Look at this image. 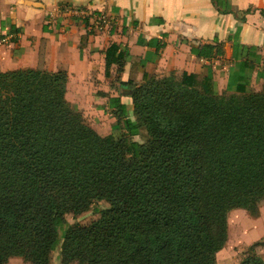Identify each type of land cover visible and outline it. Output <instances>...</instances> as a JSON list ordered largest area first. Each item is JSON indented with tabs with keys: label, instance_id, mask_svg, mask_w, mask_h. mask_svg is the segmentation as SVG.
<instances>
[{
	"label": "trees",
	"instance_id": "1",
	"mask_svg": "<svg viewBox=\"0 0 264 264\" xmlns=\"http://www.w3.org/2000/svg\"><path fill=\"white\" fill-rule=\"evenodd\" d=\"M117 50H105L106 76L121 72ZM66 83L42 51L35 68L0 72V264H50L54 250L59 264H217L227 213L257 216L264 202V84L216 95L198 74L119 82L134 119L109 97L115 138L73 109ZM94 200L108 203L97 219L67 223ZM252 250L236 264H264Z\"/></svg>",
	"mask_w": 264,
	"mask_h": 264
},
{
	"label": "crops",
	"instance_id": "2",
	"mask_svg": "<svg viewBox=\"0 0 264 264\" xmlns=\"http://www.w3.org/2000/svg\"><path fill=\"white\" fill-rule=\"evenodd\" d=\"M67 8L101 12L107 25L91 32L88 18L66 16ZM111 43L124 54L118 77L115 63L105 75V50ZM204 45L215 53L196 54ZM40 51L45 70L67 73L65 97L73 109L97 133L116 138L123 130L115 128L109 97L119 98L134 119L130 94L119 82L186 73L207 78L216 95L239 94L237 86L245 93L259 92L264 0H0V72L35 68ZM84 103L97 122L85 119ZM229 239L244 249L262 242L253 250L264 260V202L257 216L242 208L227 213Z\"/></svg>",
	"mask_w": 264,
	"mask_h": 264
},
{
	"label": "rangeland",
	"instance_id": "3",
	"mask_svg": "<svg viewBox=\"0 0 264 264\" xmlns=\"http://www.w3.org/2000/svg\"><path fill=\"white\" fill-rule=\"evenodd\" d=\"M66 16L75 17V18L80 19V20L82 19L81 17H79L77 15L67 14ZM106 25L104 27H106ZM81 105H85V110H86V115H85L86 118L85 119H90L92 121L95 120V122H97L98 118L96 117V115H94L95 113L92 111V109L89 108V104L84 103ZM101 120H100V123H101ZM133 138L139 142L144 141L146 138L145 131L141 130L139 135L134 136ZM107 207H108V203L105 200H94L92 202V204L89 206L88 210H86V211H84L78 215H75V216H73L71 214L66 215V221L70 225L88 224L91 221L97 219L100 215V211L107 208ZM250 249L252 250L253 248L244 249L243 247L238 245L237 239H235V241L234 240L230 241V239H229L228 242H226V245L223 247V249L218 253V255H216V257H215L216 263L217 264H236L239 261V259L243 256V254H245ZM5 264H28V263L24 262L18 256H11L7 259ZM50 264H59L57 250H54L51 253Z\"/></svg>",
	"mask_w": 264,
	"mask_h": 264
},
{
	"label": "built area",
	"instance_id": "4",
	"mask_svg": "<svg viewBox=\"0 0 264 264\" xmlns=\"http://www.w3.org/2000/svg\"><path fill=\"white\" fill-rule=\"evenodd\" d=\"M65 13L69 15H77L85 19L88 18V30L91 32L100 31L107 24V18L101 12L91 13L81 8H67Z\"/></svg>",
	"mask_w": 264,
	"mask_h": 264
}]
</instances>
